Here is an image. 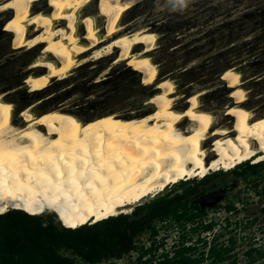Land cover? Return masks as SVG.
<instances>
[{
  "label": "bare ground",
  "instance_id": "bare-ground-1",
  "mask_svg": "<svg viewBox=\"0 0 264 264\" xmlns=\"http://www.w3.org/2000/svg\"><path fill=\"white\" fill-rule=\"evenodd\" d=\"M140 1L0 0V12L12 16L8 26L18 33L17 46L45 44L32 65L37 78L29 91L118 52L113 64L135 61V68L147 70L146 84L157 89L154 110L138 117L106 113L81 120L53 108L21 127L11 122L15 106L0 94L1 211L23 206L42 212L56 204L68 226L77 227L128 213L171 182L264 159V111L246 107L234 68L237 95L223 108L200 104L203 91L187 106H175L173 82L158 79L149 55L158 34L121 24L123 13Z\"/></svg>",
  "mask_w": 264,
  "mask_h": 264
},
{
  "label": "rangeland",
  "instance_id": "rangeland-1",
  "mask_svg": "<svg viewBox=\"0 0 264 264\" xmlns=\"http://www.w3.org/2000/svg\"><path fill=\"white\" fill-rule=\"evenodd\" d=\"M8 14L0 12V94L15 106L13 125L21 127L53 108L72 112L81 120L106 113L138 117L154 110L151 97L156 84H146L147 70L135 68V61L113 64L119 52L75 67L67 77L52 79L42 90L29 91L37 78L32 65L45 44L17 46L18 33L8 26L12 18ZM121 21L128 31L150 28L158 34L149 55L157 64L158 79L167 77L173 82L178 108L187 106L198 91H203L200 104L223 108L237 95L234 68L246 90V107L264 111V0H187L183 8L175 0H141L123 13ZM132 71L138 80L134 81ZM258 162L254 173L238 176L235 170L241 162L205 176L186 175L190 179L171 182L157 194L146 196L130 212L117 214L104 225L102 242L94 251L104 244L107 255L98 261L91 262L67 246L60 252L76 264H155L164 253L170 256L183 244L195 248L185 255L195 256L203 250L204 264H264V161ZM218 188L225 192L218 203L202 212L194 210L191 202L199 193ZM164 196L166 200L177 196L185 203L184 209L137 226L145 209L134 208ZM80 236L85 240L89 235ZM75 240L77 236L71 235L69 241ZM115 241L117 247H113ZM212 244L229 248L224 261L210 262L206 253Z\"/></svg>",
  "mask_w": 264,
  "mask_h": 264
},
{
  "label": "trees",
  "instance_id": "trees-1",
  "mask_svg": "<svg viewBox=\"0 0 264 264\" xmlns=\"http://www.w3.org/2000/svg\"><path fill=\"white\" fill-rule=\"evenodd\" d=\"M137 71L139 76H142L140 71ZM132 72L135 73L134 81L138 80V74ZM260 164L261 162L248 163L246 161L235 170V173L238 176L254 173ZM194 206L200 210L197 204ZM184 207L185 203L177 196L170 200H166L165 196L159 197L144 206L137 205L135 210H145L140 217L142 220L136 222V225L141 226L142 221L149 224L153 218H163L170 212H175L180 208L184 209ZM230 207V205L226 206L228 209ZM114 217L117 216H110L71 228V225L67 227L68 223L59 208H47L40 213L23 206L11 208L5 212L0 210V264H76L73 258L60 252V249L65 246L91 262L98 261L107 255V248L103 244L98 252H95L94 249L102 242L104 225ZM85 233H88L89 236L84 240L80 235ZM73 234L77 236V240L70 242L69 238ZM117 245L118 241H115L113 247H117ZM191 249L195 248L181 244L174 249L172 255L168 256L167 253H164L155 264H204V251H199L195 256L185 255ZM228 249L222 245L217 247L212 244L206 254L211 258L210 262H221L228 257L224 254ZM226 264H233V262Z\"/></svg>",
  "mask_w": 264,
  "mask_h": 264
},
{
  "label": "water",
  "instance_id": "water-1",
  "mask_svg": "<svg viewBox=\"0 0 264 264\" xmlns=\"http://www.w3.org/2000/svg\"><path fill=\"white\" fill-rule=\"evenodd\" d=\"M224 194V190L218 188L199 195L196 198V202H198L200 207H212L221 200Z\"/></svg>",
  "mask_w": 264,
  "mask_h": 264
},
{
  "label": "flooded vegetation",
  "instance_id": "flooded-vegetation-1",
  "mask_svg": "<svg viewBox=\"0 0 264 264\" xmlns=\"http://www.w3.org/2000/svg\"><path fill=\"white\" fill-rule=\"evenodd\" d=\"M26 107H28V105L26 106ZM22 108V107H21ZM20 109V108H19ZM30 109V108H29ZM212 191V190H211ZM206 192H209V191H203L202 193H199L198 195H197V197L199 196V195H201V194H204V193H206ZM197 197H195L194 199H193V201H192V205L194 206L195 204H197L198 205V207L200 208V210H198L197 208H195V206H194V210L195 211H197V212H202L204 209H206V207H200V205L198 204V202H196V198ZM182 210V209H181ZM181 210H179V211H181ZM169 214H172V212H170Z\"/></svg>",
  "mask_w": 264,
  "mask_h": 264
},
{
  "label": "clouds",
  "instance_id": "clouds-1",
  "mask_svg": "<svg viewBox=\"0 0 264 264\" xmlns=\"http://www.w3.org/2000/svg\"><path fill=\"white\" fill-rule=\"evenodd\" d=\"M176 4H178L181 8L186 7L187 0H175ZM263 161V160H262ZM245 162V161H243ZM215 172V171H214Z\"/></svg>",
  "mask_w": 264,
  "mask_h": 264
},
{
  "label": "snow or ice",
  "instance_id": "snow-or-ice-1",
  "mask_svg": "<svg viewBox=\"0 0 264 264\" xmlns=\"http://www.w3.org/2000/svg\"><path fill=\"white\" fill-rule=\"evenodd\" d=\"M75 225H73V227H74Z\"/></svg>",
  "mask_w": 264,
  "mask_h": 264
}]
</instances>
